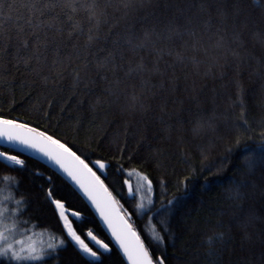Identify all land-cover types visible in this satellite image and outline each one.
<instances>
[{
	"label": "trees",
	"instance_id": "obj_1",
	"mask_svg": "<svg viewBox=\"0 0 264 264\" xmlns=\"http://www.w3.org/2000/svg\"><path fill=\"white\" fill-rule=\"evenodd\" d=\"M98 3L105 11L99 28L79 4L75 13L57 7L46 14L41 19H57L38 30V47L36 36L27 35L31 29L25 28L26 49L12 29L9 54L0 58V116L59 139L89 165L104 162L102 181L154 258L163 256L165 264H264V0H241L239 15L231 4L210 7V0H133L129 9L124 0ZM131 24L134 45L143 29L155 34L133 48L125 42ZM117 33L115 69L111 63L98 68ZM17 48L20 57H32L27 65L10 54ZM0 152L24 161L10 165L0 157V197L8 195L4 177L15 178L17 197L28 201L22 219L40 225L33 238L66 239L48 264H127L62 176L12 147L0 144ZM142 177L152 182L151 193ZM50 187L99 260L67 238L45 199ZM89 233L109 250L95 248ZM154 233L164 236L163 245L153 241ZM218 233L224 243L210 247L208 238Z\"/></svg>",
	"mask_w": 264,
	"mask_h": 264
},
{
	"label": "snow or ice",
	"instance_id": "obj_2",
	"mask_svg": "<svg viewBox=\"0 0 264 264\" xmlns=\"http://www.w3.org/2000/svg\"><path fill=\"white\" fill-rule=\"evenodd\" d=\"M240 3L241 0H210L209 6L211 7L215 4H231L236 10L235 14L239 15ZM77 4H79V8L88 13L90 21H95V27L99 28L102 22L101 17L105 16V11L101 8L98 0H20L19 4H17L15 0H0V58L9 54V42L14 38L11 34L13 28L16 31L15 38L21 41L25 49L28 47V40L24 38L25 28L31 29L27 35L36 36V46L38 47L40 44L37 34L38 30L45 25L51 28L53 26L52 21L56 20L57 16L51 17L48 21L41 18L57 7L61 9L68 8L72 13H75L79 10ZM123 6L125 9L133 8V0H124ZM167 7L168 5L166 4L165 8ZM203 7L204 5L201 4V8ZM24 11L27 12V15L24 14ZM125 15H127V12ZM68 19L71 20L72 17L69 16ZM146 19L147 17L141 18V22ZM21 21H23V23H21ZM134 27L135 24H131L128 27V36L125 39V42L133 48L143 47L145 42L149 41L151 36L155 34V29H143V38L138 45H134V33L132 31ZM73 29L79 30V25L74 24ZM59 30L60 29H57V31ZM89 32L91 33L92 29H89ZM71 34L72 33H69V35ZM116 36L117 38L113 40V50L109 51L108 56L98 63V68L107 67L111 63L113 70L115 69L113 61L115 59L116 50L120 46V34L117 33ZM93 39L94 36L90 34L88 36L89 42ZM10 54L17 60L23 59L25 65H27L28 61L32 58L28 57L25 59L20 57L19 48ZM36 59L39 62V56H37ZM84 67H87V62H85ZM138 67L143 70L142 64ZM153 71H159V69H153ZM237 87L239 88V85H237ZM136 99V97H133V101ZM200 127H202V125ZM0 137H5L9 141L18 142L29 148L35 149L58 165L68 177L80 187L88 199L92 201L102 218L105 219V222L109 224L112 235L115 237L116 243L119 245L128 264H165L163 256L154 258L149 247L145 246V243L132 229L130 224L122 221L119 227L113 226L108 215V209L111 203L114 202L112 194L104 186L103 181H101L100 177L93 171L92 167H89V164L86 163L84 159H81V157L65 143H62L59 139H54L53 136L46 134L44 131H38L35 127H29L27 123L18 122L15 119L5 118L3 116H0ZM237 143H239V141H237ZM0 157L12 162L14 165H24V161L18 159L16 156H7L5 153H0ZM92 163L97 166L99 170H103L106 167L105 163L100 159ZM142 179L147 181L148 191L151 193L152 182L147 180V177H142ZM4 180L10 183L8 184V195L0 197V264H48L50 258L57 256L59 251L66 247V239L63 236L57 238L55 234H50L47 242L40 240L38 243L33 237L38 235L34 230L40 227V225L33 222L31 217L22 219L24 214L28 211V201L23 195L19 197L16 195L19 191V181L9 177H4ZM125 183H127V181H125ZM183 183L186 188L187 178H185ZM243 186V184L236 186L234 193L236 197H239L240 188ZM101 191L104 193L103 197L98 195ZM131 193V186H129V194ZM45 199L48 201L49 206L53 207L54 215H57L59 220L63 221L67 238H70L71 241L79 245L80 251L91 257L94 261L99 260L100 255L84 244L70 226V223L65 218V205L61 199L55 197L51 187L45 193ZM176 200L177 198L173 197V199L167 201V204L173 205ZM151 202L152 201L149 200V203ZM143 207L144 205L142 203L137 205L138 209H142ZM76 215H78V213ZM44 231L49 230L44 229ZM42 234L43 233H40L39 235ZM89 235L91 236V233H89ZM92 238L95 239V237ZM152 239L161 245L165 242L164 236L158 233H154ZM217 240L223 244L224 233H218L216 237H209L207 243L211 247L214 241ZM96 243L105 251L109 250L107 244H102L100 241H96ZM209 254L211 255V253Z\"/></svg>",
	"mask_w": 264,
	"mask_h": 264
},
{
	"label": "water",
	"instance_id": "obj_3",
	"mask_svg": "<svg viewBox=\"0 0 264 264\" xmlns=\"http://www.w3.org/2000/svg\"><path fill=\"white\" fill-rule=\"evenodd\" d=\"M0 144H3V145L8 146V147H12V148L16 149L17 151H19L20 153L23 152V153L27 154L28 156H30L32 158L34 157L35 159L39 160L41 163H45L46 165H48L53 170V172L58 173L60 176L63 177V179H65L66 182L71 184L76 189V191L82 195L86 204L91 208L94 216H96L99 224L101 225V227H103L107 237H109L113 246H115V248H117L119 250L123 259L127 262V259L124 257L123 252L121 251L119 245L116 243L115 237L112 235V230L109 227V224L105 222V219L102 218L101 214L97 211V209L93 205L92 201L88 199V197L84 194V192L80 189V187L70 177H68V175L58 165H56L53 161L49 160L47 157H45L43 154L36 151L35 149L29 148L25 145L18 143V142L9 141L5 137H0ZM89 167H92L93 171L96 172L97 176H99L101 181H102V177L105 175L104 169L99 170L98 167L95 166L93 163L91 165H89ZM103 184L106 187L104 182H103ZM98 195L100 197H103L104 193L101 191L98 193ZM112 197H113V195H112ZM113 200H114V202L111 203V205L108 209L109 219L111 220L113 226L119 227L121 225L122 221L129 224L128 220L126 219L125 214H123L121 212L120 206H119V204H117L114 197H113ZM131 227H132V225H131ZM132 229H133V227H132ZM127 264H128V262H127Z\"/></svg>",
	"mask_w": 264,
	"mask_h": 264
},
{
	"label": "rangeland",
	"instance_id": "obj_4",
	"mask_svg": "<svg viewBox=\"0 0 264 264\" xmlns=\"http://www.w3.org/2000/svg\"><path fill=\"white\" fill-rule=\"evenodd\" d=\"M1 153V152H0ZM7 155V154H6ZM7 156H9V155H7ZM12 156V155H11ZM2 158V157H1ZM4 161H6L8 164H13L12 162H10V161H8V160H6V159H4V158H2ZM139 181V180H138ZM145 183H144V181H139L138 182V186H142V185H144ZM148 187V186H147ZM65 211V210H64ZM66 219H67V217H65ZM69 222V221H68ZM71 226V225H70ZM93 236L91 235V236H89V238H90V242H91V244H93L94 246H95V248H97V249H99V250H101L102 252L103 251H105L103 248H101L100 247V245L99 244H97L96 243V241H98L96 238L95 239H93L92 238ZM70 239V238H69ZM74 242V241H73ZM102 243V242H101ZM74 244L78 247V249L80 250V248H79V245H77L75 242H74ZM102 244H104V243H102ZM93 251H95L94 249H92ZM86 255V254H85ZM87 256V255H86ZM88 258H90L91 260H93L91 257H89V256H87Z\"/></svg>",
	"mask_w": 264,
	"mask_h": 264
}]
</instances>
